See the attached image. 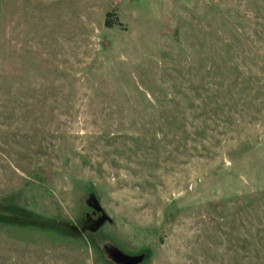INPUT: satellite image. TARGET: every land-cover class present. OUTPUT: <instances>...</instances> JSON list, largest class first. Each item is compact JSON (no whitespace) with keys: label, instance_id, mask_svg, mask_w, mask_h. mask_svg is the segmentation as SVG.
Wrapping results in <instances>:
<instances>
[{"label":"rangeland","instance_id":"1","mask_svg":"<svg viewBox=\"0 0 264 264\" xmlns=\"http://www.w3.org/2000/svg\"><path fill=\"white\" fill-rule=\"evenodd\" d=\"M0 264H264V0H0Z\"/></svg>","mask_w":264,"mask_h":264}]
</instances>
